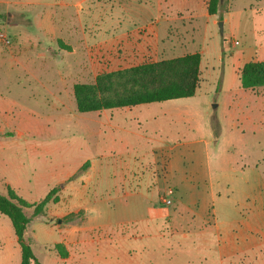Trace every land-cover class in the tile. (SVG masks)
<instances>
[{
    "label": "rangeland",
    "instance_id": "rangeland-1",
    "mask_svg": "<svg viewBox=\"0 0 264 264\" xmlns=\"http://www.w3.org/2000/svg\"><path fill=\"white\" fill-rule=\"evenodd\" d=\"M218 17L224 22L222 33L219 24L206 27L204 19L197 22V45L206 46L204 53L198 51L200 85L194 96L82 113L74 94L77 84L93 86V96L113 98L145 81L171 78L172 70L144 79L126 73L168 60L163 46L149 44L140 52L129 40L60 44L65 52L57 55L54 46L37 48L31 38L26 40V32L32 35L29 14L14 12L9 19L0 15V193L6 195L9 188L27 202L38 203L59 187V200L47 204L42 221L58 223L60 229L80 224L86 216L83 205L91 223H120L114 241L92 235L80 246L84 254L72 248V257L64 259L54 248L63 232L49 234L44 228L48 226L34 220L31 227L36 231L27 230L25 238L39 264H103L104 258L109 264H166L164 240L170 237H164V221H150L148 207L164 195L163 172L169 160L176 163L179 144L208 140L212 154L219 137L218 146L230 149L235 168L258 160L264 164V86L244 89L240 82L245 63L264 60V0H223ZM56 68L64 74L54 75ZM164 147H174L171 159L161 155ZM210 158L207 150L195 157L188 150L177 163L188 169L207 165ZM86 161L89 166L83 170ZM99 163L104 171L98 178ZM89 172L87 185L84 179L81 183ZM140 186L143 194L126 195ZM27 213L32 216L33 208ZM20 261L12 223L0 214V264Z\"/></svg>",
    "mask_w": 264,
    "mask_h": 264
},
{
    "label": "crops",
    "instance_id": "crops-1",
    "mask_svg": "<svg viewBox=\"0 0 264 264\" xmlns=\"http://www.w3.org/2000/svg\"><path fill=\"white\" fill-rule=\"evenodd\" d=\"M208 3L209 0H0V15L7 14L9 19L14 12L29 14L32 35L26 32V40L31 38L37 48L54 46L57 55L65 52L60 44L101 45L129 40L140 52L149 44H161L164 58L172 59L204 53L206 45H197V22L204 19L206 27H216L219 21L218 14H209ZM153 50L148 53L153 54ZM62 74L61 68L54 71V75ZM219 139L213 141L216 148L212 154L208 140L179 144V157L176 163L169 160L162 180L164 196L173 194L172 203L163 204L160 196L158 203L155 200L148 207L150 221H164V237H170V241L164 240L166 264H264V164L258 160L235 168L230 164V149L219 147ZM172 149L162 148L161 155H170L171 159ZM203 149L211 157L207 165L196 164L188 169L178 165L188 150L195 157ZM97 168L99 178L104 165L99 163ZM89 175L91 172L80 182L84 179L87 185ZM143 192L140 186L126 195ZM80 208L86 212L80 224L60 229L58 223L45 224L41 215L32 218L27 230L37 220L41 227L48 226L44 228L49 234L63 232V239L55 244H65L68 255L64 259L72 257V248L84 254L80 246L89 243L92 235L99 233L106 243L115 240L119 222L91 223L89 209L84 205ZM101 261L109 264L107 258Z\"/></svg>",
    "mask_w": 264,
    "mask_h": 264
},
{
    "label": "trees",
    "instance_id": "trees-1",
    "mask_svg": "<svg viewBox=\"0 0 264 264\" xmlns=\"http://www.w3.org/2000/svg\"><path fill=\"white\" fill-rule=\"evenodd\" d=\"M208 12L211 15L220 14V0H209ZM200 64L201 54L196 52L130 69L126 73L140 75L143 79L145 75L158 73L159 70L164 72L172 70L174 74L161 83L150 84L145 81L146 83L141 87H129L127 90L117 93L113 98L93 96V86L77 84L74 86L77 109L79 112L86 113L192 97L200 85ZM240 82L244 89L263 87L264 60H251L245 63L240 70ZM88 166L89 161H86L82 169L84 170ZM59 189V187H53L38 203L27 202L9 188L6 195L0 193V214L9 218L12 223L21 248L20 264H39L25 234L33 217L44 215L49 202H58L59 197L56 193ZM29 208H33L32 216L27 213ZM54 248L62 258L67 257L68 251L62 243L55 244Z\"/></svg>",
    "mask_w": 264,
    "mask_h": 264
},
{
    "label": "built area",
    "instance_id": "built-area-1",
    "mask_svg": "<svg viewBox=\"0 0 264 264\" xmlns=\"http://www.w3.org/2000/svg\"><path fill=\"white\" fill-rule=\"evenodd\" d=\"M160 200L163 204H166V205H170L172 203V200L164 195L161 197Z\"/></svg>",
    "mask_w": 264,
    "mask_h": 264
},
{
    "label": "water",
    "instance_id": "water-1",
    "mask_svg": "<svg viewBox=\"0 0 264 264\" xmlns=\"http://www.w3.org/2000/svg\"><path fill=\"white\" fill-rule=\"evenodd\" d=\"M222 1L223 0H220V2L222 3ZM219 27H220V31H221V33L223 32V30H224V22L223 21H219Z\"/></svg>",
    "mask_w": 264,
    "mask_h": 264
}]
</instances>
